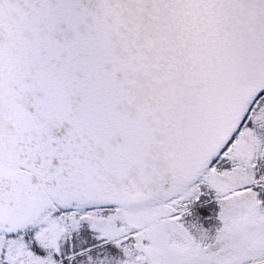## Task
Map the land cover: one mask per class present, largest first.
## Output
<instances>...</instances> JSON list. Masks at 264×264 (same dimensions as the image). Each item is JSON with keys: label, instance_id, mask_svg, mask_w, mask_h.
Segmentation results:
<instances>
[{"label": "snow or ice", "instance_id": "snow-or-ice-1", "mask_svg": "<svg viewBox=\"0 0 264 264\" xmlns=\"http://www.w3.org/2000/svg\"><path fill=\"white\" fill-rule=\"evenodd\" d=\"M0 264H264V0H0Z\"/></svg>", "mask_w": 264, "mask_h": 264}]
</instances>
